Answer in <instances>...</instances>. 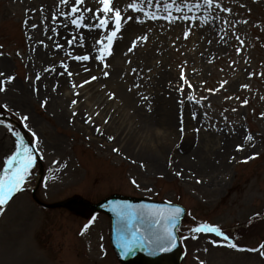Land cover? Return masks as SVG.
I'll return each instance as SVG.
<instances>
[{
	"label": "rangeland",
	"instance_id": "obj_1",
	"mask_svg": "<svg viewBox=\"0 0 264 264\" xmlns=\"http://www.w3.org/2000/svg\"><path fill=\"white\" fill-rule=\"evenodd\" d=\"M72 2L0 0V80L5 81V91L0 92V176L19 140L31 143L36 152L22 189L12 194L0 213V264H121L110 244V220L105 214L81 216L63 207L40 205L72 197L97 203L113 194L185 208L178 228L182 264H264L260 255L264 251V0H217L220 8L173 12L194 17L173 23L142 16L152 25L139 22V30L128 31L122 23L112 53L103 62L107 68L94 59L99 54L95 43L99 29L85 35L86 28L75 27L66 38L56 39L49 28L48 22L68 12ZM130 2L113 0V5L130 16L132 10L125 7ZM97 6L96 0H84L83 7ZM186 29H190L187 39ZM143 35L147 40L137 41L128 51L131 42ZM44 49L50 52L43 55ZM60 49L62 55H56ZM84 54L89 60L72 58ZM181 68L191 88L180 79ZM49 70L65 79L66 96L73 94L68 104L77 101L73 109L84 113L89 110L88 99L94 96L99 101L91 122L96 136L73 125V119L57 116L52 104L62 109L63 103L64 110L70 105L65 108L66 96L54 80L45 82ZM103 71L109 75L104 77ZM8 76L14 79L8 82ZM90 76L97 79L73 88ZM88 85L93 89L87 95L77 91ZM181 85L183 91H177ZM109 93H114L112 99ZM6 119L21 127L29 143ZM146 119L150 128H143ZM105 120L119 131L105 127ZM118 120L130 122L137 134L126 136ZM156 125L160 130L156 137L167 141L160 161L150 160L156 149L137 140L151 143ZM97 126L105 129L102 135ZM140 151L145 155H137ZM259 219V224L249 226ZM198 224L217 226L243 250L225 246L227 242L215 233H191Z\"/></svg>",
	"mask_w": 264,
	"mask_h": 264
},
{
	"label": "snow or ice",
	"instance_id": "obj_2",
	"mask_svg": "<svg viewBox=\"0 0 264 264\" xmlns=\"http://www.w3.org/2000/svg\"><path fill=\"white\" fill-rule=\"evenodd\" d=\"M61 4H68L70 0H60ZM97 7L96 8H89L83 7L84 0H74L71 3L70 11L68 12H60L59 15L64 16L66 19H69L71 25L75 26L77 29L86 28L89 30L99 29L101 31L100 38L96 40V45H99L97 49L98 55L94 57L95 60L101 61L102 63L106 60V57L111 55L112 53V44L115 39H117V35L122 28V23L124 20L133 19L131 16H124L122 14L121 8L118 6L113 5V0H96ZM215 5L216 8H220L221 5L217 0H196L195 3L192 0H132V2L127 3L125 7L127 9H131L133 12H139L142 14L143 17H147L151 20H158L163 19L168 21L169 23L175 22L177 19L182 20H190L194 19V17H190L187 13L182 16H174L173 12L175 13H182L185 9L187 12H192L193 9L199 10L204 6L212 7ZM155 8L156 11H152L151 9ZM224 12H230V9L223 8ZM162 11V15H158L159 12ZM85 13H88L86 16ZM55 19V16L53 17ZM135 19L138 22H143L141 16H136ZM87 21V22H86ZM111 24V27L109 25ZM32 28H36V24L31 25ZM190 34V29H186L183 32V37L185 39L188 38ZM83 37H81V40ZM237 39H239L237 37ZM147 36H137L131 43L132 47L128 49V51H132V48L136 46L137 41H146ZM42 43V42H41ZM68 43H72V41H68ZM243 43V41H241ZM57 48H60V44L55 45ZM240 49L237 48V52ZM77 61H87L89 60V56L87 54L84 55H77L72 57ZM63 63V62H62ZM65 71L67 72V66L64 65ZM103 67L107 68L108 64L103 63ZM87 71V69H85ZM134 72L135 69H132ZM3 74L0 73V76ZM69 77L72 76L71 72H67ZM102 75L107 77L109 75L108 71H103ZM251 75V73H250ZM8 82L12 81L14 77L8 76L5 78ZM37 79L39 77L37 76ZM96 76H90L88 79L82 81L80 84H73V88L82 87L83 84L90 83L92 80H96ZM180 79L185 83L188 84V87L191 88V84L188 83L187 79L185 78L183 68H181L180 72ZM226 83V82H225ZM5 81L0 80V92L5 91L4 87ZM241 87H247V85H241ZM177 91H183V85H181ZM210 92L216 91V89H208ZM78 95V93H76ZM114 97V93H109V99ZM147 99V97H144ZM189 100H192L193 97L189 96ZM77 101L73 100L72 104H76ZM182 103V101H181ZM243 103H247L244 101ZM43 106V105H42ZM75 115V112L73 113ZM261 115H264L262 113ZM193 118H195V113H193ZM24 120L27 117H23ZM86 122H93L92 117L88 116L86 118ZM107 123V121H104ZM182 123V121H181ZM101 135L103 132L99 128V126L95 129ZM181 133L183 132V128L180 129ZM33 137H36V133H32ZM109 140H112V136L107 137ZM248 140H251L252 137L248 136ZM243 145H237V149L242 148ZM33 149L29 146L25 145L23 140H19L17 144V150L14 152L7 161L5 174L0 176V213L4 211V205L8 202L9 198L12 194L16 191L22 189L26 177L29 175V169L34 163V156H33ZM113 151L119 152V149L114 148ZM143 167V165H141ZM180 173H177L179 175ZM133 184H136V181L132 180ZM138 186V185H137ZM127 210V211H126ZM117 212V215L121 217H125L127 221L126 229H122V232H125V235L122 236L121 240V247L125 251H131L132 247L140 244L143 245L145 242L150 245L154 246L157 250L163 252L167 251L169 248L175 246L176 236L174 234V227L176 222L183 212V209L180 207H168L163 208L159 205H143L139 209H133L131 205H123L114 209ZM144 217H148L150 220L149 229L145 232H141L136 224L133 221L137 219H143ZM91 223V221H89ZM155 226L154 228L152 226ZM88 224L84 225L86 229ZM191 233L199 234V233H215L217 236L223 238V241L227 242L225 246L239 249L238 245L232 243L228 236L225 235L220 228L215 225L209 224H198L197 226L190 229ZM193 239L196 238L195 235L192 236ZM213 244H219L220 241H212ZM264 248V244L261 245ZM258 249H248V251H257ZM260 255L264 256V251H260ZM200 264H204L203 261H200Z\"/></svg>",
	"mask_w": 264,
	"mask_h": 264
},
{
	"label": "water",
	"instance_id": "obj_3",
	"mask_svg": "<svg viewBox=\"0 0 264 264\" xmlns=\"http://www.w3.org/2000/svg\"><path fill=\"white\" fill-rule=\"evenodd\" d=\"M5 119V118H3ZM8 120V119H6ZM13 123L21 132L23 137L29 142L27 136L22 131L21 127L13 120H8ZM35 152L33 146H30ZM40 173H41V165H40ZM34 195V193H33ZM131 205L133 209H139L143 205H159L163 208L168 207H180L178 205L162 203V202H154L144 198H135L124 196L120 194H113L98 203H90L86 201L84 198L72 197L54 204L41 205L47 208H56L63 207L68 209L73 214H79L81 216H85L87 214H95L97 212H103L109 216L111 220V229H110V241L111 245L114 249L116 257L118 261L122 264H180V259L182 256L179 239L176 234V229L180 224V220L183 217L184 209L181 215L179 216L176 225L173 229L174 234L176 236L175 246L169 248L167 251H159L154 246L148 245L146 242L143 245L137 244L132 247L131 251H125L121 247V238L125 235V232H122V229H126L127 221L125 217H121L117 215V212L114 209H117L118 205ZM127 211V210H126ZM136 224V227L140 229L141 232H145L149 229L150 220L148 217H144L143 219H137L133 221ZM155 227L154 225L152 226Z\"/></svg>",
	"mask_w": 264,
	"mask_h": 264
},
{
	"label": "bare ground",
	"instance_id": "obj_4",
	"mask_svg": "<svg viewBox=\"0 0 264 264\" xmlns=\"http://www.w3.org/2000/svg\"><path fill=\"white\" fill-rule=\"evenodd\" d=\"M51 1H53V0H44V2L45 3H47V4H49V2H51ZM49 8V7H48ZM68 11H70V10H68ZM65 12V11H64ZM133 12V11H132ZM44 15L45 14H47V12H44L43 13ZM141 16L142 17V14L141 13H139V12H133L130 16L131 17H133V19H127V20H124L123 21V25H124V27H125V25H126V27L125 28H127L128 29V31L129 30H139L138 29V26H140L142 23V25L143 26H146V27H149V26H151L152 24H150V23H152V21L150 22L149 20H147V19H143V22L141 23V24H139V22L135 19V17L136 16ZM57 18L58 19H55V21H53L52 23H50V21L48 22V26H49V28L50 29H53L55 32V35H56V39H57V37L58 36H60L59 37V39L63 36V35H65V38L70 34V32H72V30H74V28H75V26H73V25H71L70 24V22H69V19H66L64 16H60L59 15V17L57 16ZM145 20H147V21H145ZM140 28V27H139ZM141 29V28H140ZM87 31V32H86ZM87 33H89V29H86L85 30V32H84V34L86 35ZM62 41V40H61ZM69 41V40H68ZM65 43V42H64ZM66 44H67V42H66ZM69 44V43H68ZM65 48L67 47V45H65L64 46ZM63 51H64V49H63ZM61 49L60 50H58V52H57V50H56V52H57V54L56 55H62V52H63ZM50 51H48L47 49H44L43 50V52H42V54L44 55V54H46V53H49ZM43 57V56H42ZM47 58V57H46ZM45 58V59H46ZM51 72L52 71H48L47 72V74H46V78H45V82H51V81H53L54 80V82L57 84V88L59 89V91L61 92V93H63V96H66L67 95V91L65 90L66 88L64 87V85H66V82H65V79H63V77H62V75L60 74V75H58V74H51ZM91 86V85H90ZM89 85H88V87L86 86V87H83V88H81V89H77V91L78 92H84V96L85 95H87L89 92H90V90H92L93 89V87H91V88H89L90 87ZM97 92H95V93H93L91 96H93L94 94H96ZM99 93V92H98ZM41 94V93H40ZM42 94H43V92H42ZM72 93L70 94V95H68V96H66V98H65V100L67 101V103H64V105H67V107H65V108H68V106L70 107L69 109L70 110H68V109H66V110H64L63 109V103H60L62 106H60L62 109H60L58 106L59 105H57L56 103L55 104H52V106H53V108H54V110H55V112L57 113V116H59L62 120H67V119H73V125H78V126H80L81 128H82V130H85L86 132H90V134H92V135H94V133H93V131H92V123L91 122H87L86 123V117H88V116H91L92 117V119H93V117H95L96 115V111L98 110V107H94L96 104H98V100L97 99H95L94 98V96L93 97H91L90 99H88L87 100V102H86V105H87V107L89 108V110L86 112V110L84 109V113L82 112V110L79 108L78 110L76 109V108H72L73 107V105H72V103L71 104H68V100H71V98H72ZM101 95H103V93L102 94H99V96H101ZM25 97H27V96H25ZM132 99V98H131ZM64 100V101H65ZM23 103H25V102H23ZM110 106V105H109ZM111 107V106H110ZM87 109V108H86ZM74 110H77V111H75V115L73 116V111ZM86 113V117H85V120H84V114ZM102 115V114H101ZM101 115L99 116V119L101 118ZM71 116H73V117H71ZM98 118V117H97ZM96 118V119H97ZM123 118V117H122ZM119 120H124V119H119ZM119 120H118V124L121 126V128H123V133H125L126 132V136L128 135H136L137 133L135 132V131H133V129H132V125L130 124V122L127 124V125H125V124H122V121L121 122H119ZM95 121H97V120H95ZM149 122H150V120H145L144 121V123L146 124V125H143V128L144 127H147V128H150L151 127V125H149ZM101 124L103 125L104 123H103V121L101 122ZM109 126V129H116L115 127H113V123L112 124H110L109 123V121L105 124V127L106 126ZM107 126V127H108ZM157 127V125L155 126V127H153L154 128V130H152L153 132L152 133H154V138H153V140H152V142L151 143H148L147 141L145 142L144 141V139L141 141V140H139V139H137L138 140V143H139V141L141 142V144L142 143H145V144H147L148 146H150V147H152L153 149L152 150H154V149H156V151H154L153 153L155 154V156L154 157H150V160H158V161H160V158L162 157V153L165 151V149L167 148V141H166V139H164V138H162V140L160 139V138H157L156 136L157 135H159L160 136V130H159V127L158 128H156ZM118 129V130H117ZM116 129V131H115V133L116 132H118L119 131V128H117ZM102 131H105V129L104 128H102ZM130 133V134H129ZM135 133V134H134ZM123 134H121V135H119V137H121ZM94 136H96V135H94ZM98 137V136H97ZM155 147V148H154ZM152 152H150V155H152L153 154ZM137 155H140V156H144L145 154L143 153L142 154V152L140 151L139 153H137ZM147 155H149L148 153H147ZM194 158H197L196 156H194ZM198 162V161H197ZM201 164V163H200ZM201 165H203V164H201Z\"/></svg>",
	"mask_w": 264,
	"mask_h": 264
}]
</instances>
